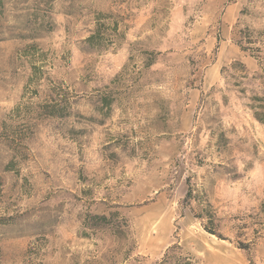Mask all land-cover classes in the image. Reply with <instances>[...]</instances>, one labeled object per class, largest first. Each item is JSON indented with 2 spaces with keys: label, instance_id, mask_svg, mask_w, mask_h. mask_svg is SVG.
<instances>
[{
  "label": "rangeland",
  "instance_id": "1",
  "mask_svg": "<svg viewBox=\"0 0 264 264\" xmlns=\"http://www.w3.org/2000/svg\"><path fill=\"white\" fill-rule=\"evenodd\" d=\"M171 247L264 264V0H0V264Z\"/></svg>",
  "mask_w": 264,
  "mask_h": 264
},
{
  "label": "trees",
  "instance_id": "2",
  "mask_svg": "<svg viewBox=\"0 0 264 264\" xmlns=\"http://www.w3.org/2000/svg\"><path fill=\"white\" fill-rule=\"evenodd\" d=\"M245 11V9L243 10ZM239 34H240V38L236 41V43L240 46V48L244 51L247 49H251L252 51H254L256 53L255 50L260 51V49L258 48H252L250 45L255 43V40L253 38V34H251V30L247 27L244 29L239 30ZM94 35L89 37V40L92 41L94 38ZM257 56V58L259 57L258 54H255ZM192 194V189H190L187 193V197L191 196ZM212 205L211 203L208 204V207L205 209L207 214H211L209 215V218L211 220V223H213V209H212ZM202 214L205 213H199V216H202ZM95 218H99L102 221L107 222L108 220V216L107 215H97L95 216ZM205 228H207V230L213 234H215V232L213 231V228L208 227V225H205ZM173 247H178V245L173 246ZM173 247L169 248L168 250H166L165 252V256L159 261L157 262L158 264H194L192 258L190 256L181 254V253H177L176 255L174 253H171V250H173Z\"/></svg>",
  "mask_w": 264,
  "mask_h": 264
}]
</instances>
